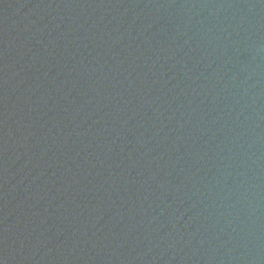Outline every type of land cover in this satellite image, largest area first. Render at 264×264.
I'll return each instance as SVG.
<instances>
[{
  "label": "water",
  "instance_id": "1",
  "mask_svg": "<svg viewBox=\"0 0 264 264\" xmlns=\"http://www.w3.org/2000/svg\"><path fill=\"white\" fill-rule=\"evenodd\" d=\"M219 264H264V0H223Z\"/></svg>",
  "mask_w": 264,
  "mask_h": 264
}]
</instances>
